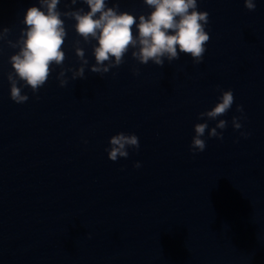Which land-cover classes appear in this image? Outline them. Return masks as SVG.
<instances>
[{"label": "water", "instance_id": "1", "mask_svg": "<svg viewBox=\"0 0 264 264\" xmlns=\"http://www.w3.org/2000/svg\"><path fill=\"white\" fill-rule=\"evenodd\" d=\"M107 2L137 23L153 10L144 0ZM255 3L250 12L244 0H197L210 36L198 65L184 54L142 65L130 49L102 77L90 71L97 42L85 43L62 15V66L35 94L24 86L29 99L16 104L11 44L40 5L0 0V264H264V0ZM80 8L89 10L58 5ZM77 47L88 60L83 79L72 78L82 66ZM228 90L225 116L198 119ZM221 119L223 140L209 138ZM205 122L206 148L193 155L194 127ZM121 132L140 147L113 162L106 149Z\"/></svg>", "mask_w": 264, "mask_h": 264}, {"label": "clouds", "instance_id": "2", "mask_svg": "<svg viewBox=\"0 0 264 264\" xmlns=\"http://www.w3.org/2000/svg\"><path fill=\"white\" fill-rule=\"evenodd\" d=\"M40 7H30L23 23L26 31L21 33L17 44H11L19 51L10 57L13 71L8 73L10 83V98L16 104L28 101V95L22 94L24 86L29 87L33 94L43 87L53 72V65L62 66L65 53L62 50L67 32L63 15L73 19L75 32L85 43L95 40L98 46L93 48L95 65L90 71L101 77L110 69L119 67L124 62L125 55L133 49L132 58L142 65L149 61L163 67L167 59L169 63L178 60L180 54L188 55L195 64L203 62L205 45L210 36L205 31L209 22V14L197 10V0H144V3L153 9L150 15L137 17L128 12H120L119 4L108 7L107 0H71L72 5L82 2L87 5L88 11L83 8L61 13L58 11L60 0H38ZM245 8L252 12L256 9L255 0H244ZM44 9V10H42ZM137 30L136 35L133 28ZM3 33L7 34L8 29ZM2 38V37H0ZM11 43V42H9ZM76 56L82 66L73 74V79H83L88 60L82 48L75 49ZM134 75H139L138 71ZM65 76V71L60 72V77ZM57 79H59L57 77ZM24 84L18 87V83ZM60 86L68 83L66 79H59ZM234 103L231 90L222 91L219 102L210 110L200 113L198 119L216 120L225 116ZM237 112L243 113L242 106H237ZM242 117H233L234 130L242 128L239 120ZM227 121L219 120L216 126L208 131L209 138L223 140V130ZM220 131H217V130ZM208 124L199 123L194 127L195 136L192 139L191 149L193 155L203 152L206 142L202 137ZM247 138L248 133H241ZM139 139L136 135H126L123 132L111 137L108 152L109 160L116 162L120 158L127 159L128 149L138 150ZM134 167L140 168L137 162Z\"/></svg>", "mask_w": 264, "mask_h": 264}]
</instances>
